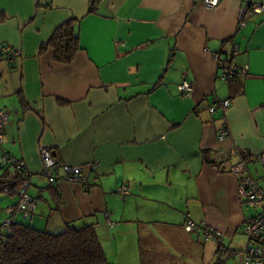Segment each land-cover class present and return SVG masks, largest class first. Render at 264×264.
<instances>
[{"label":"crops","instance_id":"obj_1","mask_svg":"<svg viewBox=\"0 0 264 264\" xmlns=\"http://www.w3.org/2000/svg\"><path fill=\"white\" fill-rule=\"evenodd\" d=\"M250 1L264 2L100 0L89 12L90 0H0V46L17 50L0 52V108L8 117L0 174L14 170L3 152L23 159L28 192L37 196L35 208L16 210L14 220L52 232L92 222L112 264H214L219 243L186 230L188 214L221 231L222 264H264L228 254L244 247L241 226L259 211L238 196L229 169L236 151L251 154L247 171L264 186L256 157L264 152V9L237 27ZM71 18L79 36L73 59L40 51ZM228 63L239 70L237 93L217 76ZM183 79L189 92L179 88ZM215 97L230 103L211 117ZM41 146L54 152L58 172L81 165L87 188L49 183ZM15 199L0 191V224Z\"/></svg>","mask_w":264,"mask_h":264},{"label":"built area","instance_id":"obj_2","mask_svg":"<svg viewBox=\"0 0 264 264\" xmlns=\"http://www.w3.org/2000/svg\"><path fill=\"white\" fill-rule=\"evenodd\" d=\"M220 0H201V2L209 8L216 6ZM264 9L263 1H250L246 6L242 7L238 13V29L245 24L244 15L253 12H260ZM236 47V44L235 46ZM209 50V48H206ZM1 54L8 57L17 53L10 45L0 46ZM214 57L219 60L221 57L220 52H214ZM239 70L232 63L222 64L217 71V76L223 80H229L236 75H238ZM179 88L182 92H189L191 90L190 82L183 79L179 83ZM230 103V98H214L211 104L208 106V111L213 117L216 110L224 111ZM6 110L0 108V141L2 140V133L4 124L7 121ZM228 134L227 126H223L219 130V136L223 137ZM40 161H41V171L46 176L49 183H53L59 179H64L70 182L76 181L84 185L85 188L88 186L86 177L82 174V168L79 164H63L62 172L56 170V159L52 154V150L47 146H41L39 149ZM237 159L229 165V169L233 174L238 177V187L237 192L240 199L246 201L248 204L255 208H259V211L254 216L246 218L241 226V230L248 236V240L244 247L240 250L229 249L228 254L231 256L242 255L243 261L245 263H259L264 257V186L259 182V180L247 171L246 163L251 154L246 150L236 151ZM260 160L261 168L264 172V152H260L256 155ZM2 160L5 163L14 165V167L20 171L23 176V180L16 184L14 187H3L5 192L15 195L16 199L7 208V217L0 224V227L9 229L11 223L14 221L13 213L16 210L22 211L25 215L29 214L37 202V196L28 192V176L29 169L25 161L21 158L15 157L7 152H3ZM91 166L94 168L96 162L93 161ZM126 191V187L122 188ZM184 228L188 231H193L196 238H198L200 232L203 234V239H214L219 243L218 250L216 252V257L219 256L222 245V233L220 230L208 226L204 220L196 222L188 214L183 222ZM257 237L259 239L257 240Z\"/></svg>","mask_w":264,"mask_h":264},{"label":"trees","instance_id":"obj_3","mask_svg":"<svg viewBox=\"0 0 264 264\" xmlns=\"http://www.w3.org/2000/svg\"><path fill=\"white\" fill-rule=\"evenodd\" d=\"M99 1L90 0L88 11H95ZM76 23L77 19L71 18L59 24L49 39L40 45V51L51 47L55 60L61 62L71 61L79 49ZM228 81L231 87H234L233 93H237L240 90L238 75ZM12 166L14 168L12 172L5 169L0 174V191L2 192H5L3 187L12 188L24 179L20 171L14 165ZM56 200L60 202L58 195H56ZM225 251L227 250L223 247L214 264H222L223 261L220 255ZM0 264L112 263L107 259L95 224L92 222L82 225L67 223L64 229L52 232L44 228L34 227L29 223L14 220L9 229L0 227Z\"/></svg>","mask_w":264,"mask_h":264},{"label":"water","instance_id":"obj_4","mask_svg":"<svg viewBox=\"0 0 264 264\" xmlns=\"http://www.w3.org/2000/svg\"><path fill=\"white\" fill-rule=\"evenodd\" d=\"M52 154L54 155V152L52 151Z\"/></svg>","mask_w":264,"mask_h":264}]
</instances>
